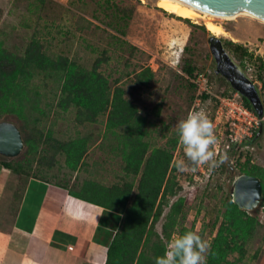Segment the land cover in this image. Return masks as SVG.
I'll return each mask as SVG.
<instances>
[{
	"label": "rangeland",
	"instance_id": "1",
	"mask_svg": "<svg viewBox=\"0 0 264 264\" xmlns=\"http://www.w3.org/2000/svg\"><path fill=\"white\" fill-rule=\"evenodd\" d=\"M124 14L128 16V23L124 28L126 35L122 36L112 24L115 25L117 21L121 24L119 18ZM255 18L238 16L234 20H225L214 17L215 23L230 35L217 37L222 42L227 39L243 44L255 56L264 58V20ZM187 20L164 11L159 7V0H44L43 3L41 0H0V40L10 51L24 53L29 42L37 37L49 55L67 56L88 70L107 51L110 61L103 65L101 71L113 86H116L117 79L124 76L119 85L126 89V96L139 106L140 113L147 115L155 126L148 139L152 147L165 148L169 139L178 137L176 125L190 111L203 109L206 112L214 124L217 137L216 159L226 155L227 162L215 168L201 165L193 172L179 143L174 152V162L183 161L187 170L178 169L174 173L182 191L178 197L171 199L170 204L180 197L185 198L187 210L183 223L189 228L193 227L210 245L221 220L216 229L213 224L224 213L223 200L228 194L232 195L233 184L242 175L238 161L245 162L249 154L255 164L264 167V131L251 144L247 143L248 139L240 138L238 143L231 142L232 132L229 137L227 135L229 125L217 115L220 99L225 97V88L230 90L231 85L223 76L216 74L217 66L210 44L214 34L208 31L205 20ZM194 25L205 26L207 32ZM223 45L233 61L255 84L264 105V86L256 78L257 65L249 61L245 62V66L241 65L224 42ZM187 62L201 69L210 82V98L206 101L202 99L199 106L198 97L193 103L190 101L192 92L187 84L188 77L182 71ZM146 68L152 69L156 79L149 87H137L134 84L135 73ZM223 79L230 87L222 85ZM33 86L42 95V108L46 111L47 103L53 102L59 93L58 83L40 75ZM161 103V112L157 117L155 107ZM38 116L44 120L41 128L45 132L52 131L56 139L68 141L84 137L89 139V147L85 162L77 172H70L66 156L59 155L58 164L52 169L39 167L35 162L33 174L37 173L53 183H63L65 180L69 186L90 180L108 187L123 181V156L118 150V140L111 135L107 139V116L100 117L97 123L85 125L77 123L75 109L65 113L54 107L48 116L41 113ZM4 121L23 126L21 121L14 119ZM26 151L25 145L15 159L24 158ZM8 172L1 180L0 204L7 200L8 193L13 196L8 201L13 200L27 180ZM1 210L0 220L4 222L5 229L10 228L13 218L6 210ZM168 212L169 209L164 216ZM251 214L258 216L264 224V208L259 207ZM164 221L163 218L157 226L159 233H162ZM240 264H264V227L251 240L247 256Z\"/></svg>",
	"mask_w": 264,
	"mask_h": 264
},
{
	"label": "trees",
	"instance_id": "2",
	"mask_svg": "<svg viewBox=\"0 0 264 264\" xmlns=\"http://www.w3.org/2000/svg\"><path fill=\"white\" fill-rule=\"evenodd\" d=\"M41 1L43 3L44 0ZM119 19L124 25L118 21L112 25L120 35L125 36L128 16L124 14ZM194 26L207 32L205 26ZM223 42L241 65L245 66L247 61L257 65L256 78L264 86V58L255 56L243 44L227 39H223ZM109 61L106 51L88 70L67 56L49 55L37 37L29 42L22 54L10 51L0 40V122L10 119L21 121L23 126L19 129L23 132L27 147L24 158L7 159L0 156V168L27 179L15 197L18 202L30 179L52 182L37 173L33 174L35 162L39 167L52 169L58 164L59 155H65L67 168L70 172H77L88 153V138L56 139L52 131L45 132L41 128L44 120L38 114L48 116L54 107L65 113L75 109L79 125L97 123L100 117L107 116V139L113 136L118 140V150L123 156V181L107 187L87 180L81 187L76 184L70 187V192L79 199L123 216L109 247L106 264H154L155 258L164 254L173 235L194 231L193 227L189 228L183 223L187 210L185 198L180 197L170 204L171 199L178 197L182 191L174 175L178 170L174 152L179 137L169 139L165 148L152 147L148 139L155 126L147 115L140 113L139 106L126 96V89L119 85L124 76L117 79L116 86H113L101 71ZM182 71L188 77L187 84L192 92L190 101L193 103L198 93L193 80L202 70L187 62ZM40 75L53 79L59 87L58 95L53 102L47 103L46 111L42 108V95L33 86ZM155 79L156 74L152 69L146 68L135 73L134 84L140 88L149 87ZM222 85L230 87L224 79ZM233 93L235 91L231 87L230 90L225 88V96ZM209 98L208 94L203 96L204 101ZM243 100L253 109L246 98L243 97ZM161 108L162 103L155 107L157 117ZM227 133L229 137L231 128ZM256 134L247 143H253ZM238 165L242 174L261 180L264 196V167L255 164L249 154L246 161L239 160ZM57 185L69 187L65 180ZM223 207V215L218 216L213 224L216 229L221 220L210 244L207 264H240L247 256L248 245L264 224L255 214L240 210L230 194L223 200ZM261 207L264 208V198ZM167 209L169 212L164 216ZM163 218L162 233H159L157 226Z\"/></svg>",
	"mask_w": 264,
	"mask_h": 264
},
{
	"label": "crops",
	"instance_id": "3",
	"mask_svg": "<svg viewBox=\"0 0 264 264\" xmlns=\"http://www.w3.org/2000/svg\"><path fill=\"white\" fill-rule=\"evenodd\" d=\"M8 171L0 168V184ZM70 187L33 178L18 202L17 192L11 201L8 193L0 212L14 222L5 229L0 220V264H106L122 215L75 197Z\"/></svg>",
	"mask_w": 264,
	"mask_h": 264
},
{
	"label": "water",
	"instance_id": "4",
	"mask_svg": "<svg viewBox=\"0 0 264 264\" xmlns=\"http://www.w3.org/2000/svg\"><path fill=\"white\" fill-rule=\"evenodd\" d=\"M175 2L207 11L220 16L231 17L248 12L264 20V0H173ZM212 53L216 61V74L223 76L232 89L246 98L261 119L260 129L255 141L264 131V105L255 84L243 73L225 50L223 42L217 36L210 38ZM231 73L230 75L228 73ZM234 77H233V76ZM25 148V141L19 127L9 121L0 122V156L13 159ZM233 202L242 211H256L263 202V187L259 178L240 175L233 184Z\"/></svg>",
	"mask_w": 264,
	"mask_h": 264
},
{
	"label": "clouds",
	"instance_id": "5",
	"mask_svg": "<svg viewBox=\"0 0 264 264\" xmlns=\"http://www.w3.org/2000/svg\"><path fill=\"white\" fill-rule=\"evenodd\" d=\"M176 127L179 143L193 172L201 165L215 168L227 162L226 155L216 159L214 124L203 109L190 111L185 119L178 121ZM176 166L181 171L187 170L183 161L177 162ZM209 248V243L197 231H186L182 235L172 236L164 254L157 256L154 264H207Z\"/></svg>",
	"mask_w": 264,
	"mask_h": 264
},
{
	"label": "built area",
	"instance_id": "6",
	"mask_svg": "<svg viewBox=\"0 0 264 264\" xmlns=\"http://www.w3.org/2000/svg\"><path fill=\"white\" fill-rule=\"evenodd\" d=\"M193 82L198 87L196 100L199 106L203 96L210 94L211 86L203 73L197 75ZM217 115L231 128L232 143H238L239 138L251 140L261 126V119L257 113L245 104L243 97L238 92L220 99ZM241 142L243 141L241 140Z\"/></svg>",
	"mask_w": 264,
	"mask_h": 264
},
{
	"label": "bare ground",
	"instance_id": "7",
	"mask_svg": "<svg viewBox=\"0 0 264 264\" xmlns=\"http://www.w3.org/2000/svg\"><path fill=\"white\" fill-rule=\"evenodd\" d=\"M159 7L162 8L164 11L168 12L169 14H173L177 17L184 18V19H190L195 22H198L199 19L205 20V25L214 36H228L229 33L220 25L215 23L214 17L222 18L225 20H234L238 16H248L250 18H253L254 15L248 13V12H243L231 17L227 16H220L217 14H213L207 11H203L197 8H193L178 2H175L173 0H159ZM204 15V17L202 16ZM256 17V16H254ZM257 18V17H256ZM255 18V19H256ZM260 19V18H258ZM230 36V35H229ZM233 40H235L232 37ZM236 41V40H235ZM229 75L231 74L230 72L228 73ZM233 76V75H232ZM234 77V76H233Z\"/></svg>",
	"mask_w": 264,
	"mask_h": 264
}]
</instances>
